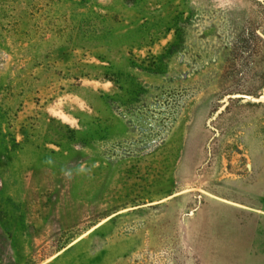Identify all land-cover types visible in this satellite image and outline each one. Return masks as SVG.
<instances>
[{
    "label": "rangeland",
    "instance_id": "1",
    "mask_svg": "<svg viewBox=\"0 0 264 264\" xmlns=\"http://www.w3.org/2000/svg\"><path fill=\"white\" fill-rule=\"evenodd\" d=\"M264 0H0V264H264Z\"/></svg>",
    "mask_w": 264,
    "mask_h": 264
},
{
    "label": "water",
    "instance_id": "2",
    "mask_svg": "<svg viewBox=\"0 0 264 264\" xmlns=\"http://www.w3.org/2000/svg\"><path fill=\"white\" fill-rule=\"evenodd\" d=\"M261 100H264V97H262Z\"/></svg>",
    "mask_w": 264,
    "mask_h": 264
}]
</instances>
